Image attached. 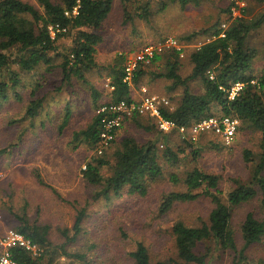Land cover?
<instances>
[{
  "label": "trees",
  "instance_id": "obj_1",
  "mask_svg": "<svg viewBox=\"0 0 264 264\" xmlns=\"http://www.w3.org/2000/svg\"><path fill=\"white\" fill-rule=\"evenodd\" d=\"M114 1L36 0V3H32L28 0H0V103L8 102L12 98L25 103L27 100L23 99L18 90L23 85L24 75L45 68L21 110L23 119L33 128L37 120H43L39 117L44 101L42 90L58 96L64 87L72 85V81H80L91 91L96 111L86 130L75 133L73 141H79L82 136V141L94 148L100 143L102 131L103 114H98V109L122 101L128 104L138 101L136 93L143 88L140 83L147 75V93L152 95L151 85L160 84L164 89V96L160 97L166 98L170 103L168 107L160 108L164 120L174 122L178 127H189L213 116H230L237 118L244 129L258 132V160H254L251 151L243 152L244 161L253 164L251 178L247 182L237 180L225 200L220 196V177L217 175L198 167L188 171L182 179L175 173L169 175L170 181L176 185L182 183L184 190L164 194L159 202V214L168 213L177 203L192 202L201 196L209 197L214 204L207 221L199 226H189L182 221L173 223L174 257L153 263L148 249L142 243H137L134 251L130 253L132 264H215L210 259L212 246L220 251H236L235 236L231 228L233 210L258 200L264 215V66L259 72H255L253 63L257 52L247 44L250 34L264 23V14L257 19H248L247 6L244 17L232 19L226 29H222L221 24L217 23L200 32L182 34L180 38H175L183 46L182 50L179 52L167 49L150 61L153 65L163 63L162 70L155 68L156 70L150 71L147 70V64H142L135 71L131 85L124 82L127 56L120 55L108 75V86L113 89L104 99L101 97L102 93L87 79V75L98 66L97 47L104 39L101 30L112 11ZM118 1L124 16H128L126 19H132L127 10L130 0ZM177 1L182 10L201 5V0ZM152 2L153 0H146L145 6L138 8V11L143 12L139 15L140 18H147L151 14ZM164 4L167 5V2ZM230 7L229 3L224 9L228 15ZM75 8L77 14L74 15L72 12ZM229 18L231 19L230 15ZM66 37L71 39V45L64 52H60L58 43ZM183 58L189 59L191 65V72L187 76L180 73ZM48 73H57L58 76L48 77ZM193 81H199L202 85L198 93L193 92L189 86ZM55 82L58 84L54 85ZM236 83H242L244 87L231 99L229 91ZM179 87L182 93L176 98L175 92ZM217 108L218 111L215 110ZM131 119L139 126H143L142 122L147 120V131L157 129L161 132L156 119L148 115L135 114ZM70 120L71 108L67 105L59 126L60 134ZM127 120L129 118L123 124ZM174 132L179 133L176 130L167 134L161 133L166 138ZM115 143V139L111 140L101 154L97 150L82 170L83 180L88 185L101 187L96 192V197H102L107 202L122 194L146 196L150 184L164 174L163 161L174 167L182 161L180 157L186 151L181 146L175 150L167 144L159 156L156 140L140 143L133 137H125L114 149L112 160L108 151ZM185 144L191 149L193 161L197 162L199 149L190 141H185ZM5 154L7 148L0 149V157ZM105 169L110 174L104 175ZM37 180L39 184L47 186L39 176ZM83 217L84 212H79L74 224L73 240L81 232L80 223ZM18 219L22 225L15 231L37 246L39 255L33 256L25 248L13 246L8 250L11 260L16 264H55L58 252L57 246L48 239L49 228L29 224L24 217ZM241 233L244 250L260 243L264 238V218L257 219L253 214H247ZM68 237L65 235L70 241ZM203 245L204 250L198 251L199 246ZM59 247L62 255L67 258L85 259L81 253H69L64 246Z\"/></svg>",
  "mask_w": 264,
  "mask_h": 264
},
{
  "label": "rangeland",
  "instance_id": "obj_2",
  "mask_svg": "<svg viewBox=\"0 0 264 264\" xmlns=\"http://www.w3.org/2000/svg\"><path fill=\"white\" fill-rule=\"evenodd\" d=\"M28 1L36 3V0ZM165 1L167 5L164 4ZM246 2L248 19H257L264 14V0ZM152 3L153 14L149 20L130 22L126 19L128 16H124L122 6L113 4L110 17L101 30L104 39L97 47L98 66L87 75V79L102 93V98L106 99L111 92L108 86L111 67L117 64L120 55L132 54L124 48L137 47L141 35L152 34L150 36L155 42V33L160 34V38L163 35L180 38L184 32H200L217 23L221 24V28L223 25L227 28L233 21L224 12L229 0H201L200 6H189L186 10L181 9L177 0H153ZM145 4L146 0H130V5L127 6L129 16L138 19L137 8ZM131 30L133 35L130 34ZM161 39L158 38L156 42ZM149 41L151 40L144 43ZM58 44L60 52H64L71 45V39L63 38ZM247 44L257 52L253 69L259 72L264 66V23L250 34ZM145 46L147 45L142 48ZM147 65V70L150 71L156 70L155 68L162 70L164 67L161 62L155 65L149 62ZM44 71L45 68H42L24 75L23 85L18 89L23 99L28 101L30 90ZM190 72L189 59L183 58L180 73L187 76ZM56 74L48 73L47 76H58ZM146 76L140 83L143 88H149ZM189 86L196 93L202 87L199 81H193ZM151 87L152 95L164 96V89L160 84ZM181 93L179 87L174 97L179 98ZM54 94L42 90L44 101L39 117L43 120H37L33 128L23 119L21 111L27 101L21 103L12 98L0 103V149L7 148V154L0 157V240L7 230L15 231L22 225L19 217H24L32 225L47 226L48 239L57 246L55 264H132L130 253L137 243H142L148 249L153 263L174 257L173 223L182 221L189 226H199L207 221L214 204L209 197L201 196L192 202L177 203L168 213L159 214L158 206L164 194L184 190L183 184L172 183L169 175L175 173L182 179L194 167L217 175L220 177V196L225 200L237 180L247 182L251 178L253 164L244 161V150L251 151L255 161L259 158L260 135L241 127V122L234 141L228 145L210 132L195 137L190 132H174L164 138L157 129H145L149 125L147 120L142 122L143 126H139L133 119H129L117 131L114 138L116 143L108 151L110 156L125 137H133L140 143L156 140L159 156L167 144L175 150L181 146L186 151L180 157L182 161L174 167L161 160L164 174L150 184L146 196L122 194L107 202L95 195L101 187L88 185L82 177L85 164L97 152L99 144L94 148L89 147L82 141V136L79 141H73L74 134L86 130L95 115L91 91L82 82L74 80L71 86L64 87L58 93L60 95ZM67 105L71 108V120L60 134L59 126ZM215 110L218 111V108ZM185 141L194 143V147L199 149L197 162L193 161L191 149L186 146ZM103 173L110 174L107 169ZM37 176L47 186L39 184ZM81 211L84 212L80 223L81 232L73 240L74 224ZM249 213L257 219L264 218L258 200L235 208L231 228L235 236L236 251H220L212 246L210 259L213 263L234 264L237 261L238 264H264V238L260 243L244 250L241 226ZM65 235L69 236L70 241ZM60 245L69 253L83 254L85 259L63 256ZM203 250L204 245L199 246L198 251ZM1 252L0 247V254Z\"/></svg>",
  "mask_w": 264,
  "mask_h": 264
},
{
  "label": "built area",
  "instance_id": "obj_3",
  "mask_svg": "<svg viewBox=\"0 0 264 264\" xmlns=\"http://www.w3.org/2000/svg\"><path fill=\"white\" fill-rule=\"evenodd\" d=\"M230 1V17L235 20L242 18L245 15L247 9L246 0H229ZM72 14H77V8H75ZM69 16V13H66ZM222 29H226V25L222 26ZM54 35V32L51 31ZM183 46L181 43L173 37H168L160 42L150 44L142 48L141 50L132 53L126 57L124 65V82L128 85L133 84L132 80L135 71L142 65L149 63L155 56H159L167 49H174L181 51ZM211 78H213L211 76ZM254 83V82H252ZM244 84L236 83L229 91L230 98L233 99L238 92L242 90ZM113 89V88H111ZM141 97L138 101L132 103H126L124 101L112 104L104 105L98 109V114H103L101 119V134L98 153H102L104 147L109 145V142L114 139L116 132L122 127L126 118L131 119L135 114L148 115L156 119L158 129L163 133H171L172 131H178L181 134L190 132L195 137L202 133L210 132L216 136H219L225 144L230 145L239 129V120L230 116H213L205 119L201 122L193 124L189 127H178L174 122L164 120L161 116L160 108L163 106H169L170 103L166 98L158 97L147 93L146 88H141ZM13 246H20L30 251L33 256L39 255V249L37 246L31 244L23 235L17 233L14 230H7L4 236L0 240V247L2 252L0 254V264H16L11 260L9 254V248Z\"/></svg>",
  "mask_w": 264,
  "mask_h": 264
},
{
  "label": "crops",
  "instance_id": "obj_4",
  "mask_svg": "<svg viewBox=\"0 0 264 264\" xmlns=\"http://www.w3.org/2000/svg\"><path fill=\"white\" fill-rule=\"evenodd\" d=\"M115 3H118V4H120L119 3V1L118 0H115L114 1V3L113 4H115ZM121 5V4H120ZM164 6V5H163ZM247 6H248V4H247ZM113 8V7H112ZM152 8H153V5H152ZM152 8H151V14L150 15H148V17L147 18H140L139 17V15H142L143 14V12L142 11H138V12H136V14H137V18L138 19H136V17L135 16H130L132 19H128L129 20V22L130 21H136V20H145V19H148L149 20V18L151 17V15L153 14V10H152ZM137 10H138V8H137ZM109 17H110V14H109ZM108 17V18H109ZM108 18H107V20H108ZM106 20V21H107ZM106 23V22H105ZM125 25V24H124ZM185 34H187V33H189V31L188 32H184ZM130 34L131 35H133V31L131 30L130 31ZM135 34V33H134ZM171 34V33H170ZM150 35H152V34H150ZM148 33L147 34H145V35H141V37H140V39L138 40V43H137V47H129V48H127V49H125L124 48V50L125 51H128V52H130V53H135V52H137V51H139L140 49H142V47L144 46V45H149V44H151V43H157L156 41L158 40V38L159 39H161V40H163L164 38H166V37H164V36H166V35H163L161 38H160V34L159 35H157V33H155V35L154 36H156V38H155V42H154V38L153 37H151ZM143 37L145 38V39H143ZM164 37V38H163ZM171 37H173V36H171ZM177 37V36H176ZM176 37H173V38H176ZM168 38V37H167ZM148 41V40H151V41H149V42H147V43H144L145 41ZM136 95H137V98L138 99H140V97H141V92H137L136 93Z\"/></svg>",
  "mask_w": 264,
  "mask_h": 264
}]
</instances>
